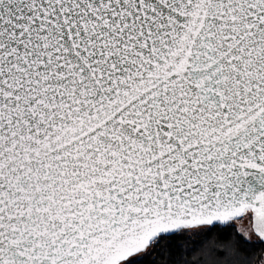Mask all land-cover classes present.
Here are the masks:
<instances>
[{
    "label": "snow or ice",
    "instance_id": "6c2138e0",
    "mask_svg": "<svg viewBox=\"0 0 264 264\" xmlns=\"http://www.w3.org/2000/svg\"><path fill=\"white\" fill-rule=\"evenodd\" d=\"M0 264H264V0H0Z\"/></svg>",
    "mask_w": 264,
    "mask_h": 264
}]
</instances>
